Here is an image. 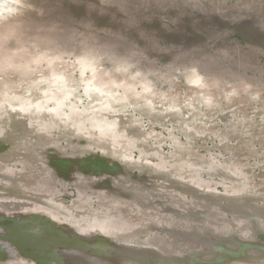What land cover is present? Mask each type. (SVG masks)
Returning <instances> with one entry per match:
<instances>
[{
	"label": "rangeland",
	"instance_id": "obj_1",
	"mask_svg": "<svg viewBox=\"0 0 264 264\" xmlns=\"http://www.w3.org/2000/svg\"><path fill=\"white\" fill-rule=\"evenodd\" d=\"M0 264H264V0H0Z\"/></svg>",
	"mask_w": 264,
	"mask_h": 264
},
{
	"label": "bare ground",
	"instance_id": "obj_2",
	"mask_svg": "<svg viewBox=\"0 0 264 264\" xmlns=\"http://www.w3.org/2000/svg\"><path fill=\"white\" fill-rule=\"evenodd\" d=\"M88 22H89V21H88ZM88 22H87V23H88ZM152 22H153V21H152ZM152 22H151V23H152ZM163 91H164V90H163ZM87 249H88V248H87ZM90 250H91V249H90ZM51 251H52V250H51ZM118 255H119V254H118ZM79 256H80V255H79ZM79 256H78V257H79ZM85 257H86V256H85ZM95 259H96V258H95ZM82 260H83V259H82ZM166 260H167V259H166ZM188 260H189V259H188ZM86 263H87V262H86Z\"/></svg>",
	"mask_w": 264,
	"mask_h": 264
}]
</instances>
